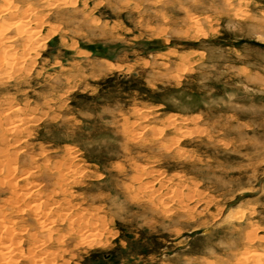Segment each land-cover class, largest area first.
<instances>
[{
  "label": "rangeland",
  "instance_id": "1",
  "mask_svg": "<svg viewBox=\"0 0 264 264\" xmlns=\"http://www.w3.org/2000/svg\"><path fill=\"white\" fill-rule=\"evenodd\" d=\"M0 264H264V0H0Z\"/></svg>",
  "mask_w": 264,
  "mask_h": 264
},
{
  "label": "bare ground",
  "instance_id": "2",
  "mask_svg": "<svg viewBox=\"0 0 264 264\" xmlns=\"http://www.w3.org/2000/svg\"><path fill=\"white\" fill-rule=\"evenodd\" d=\"M13 19V18H12ZM18 20V19H17ZM16 21V20H15ZM20 21V20H19ZM18 23V22H17ZM20 24V23H19ZM24 24V23H23ZM18 25V24H17ZM19 28V27H18ZM32 32V31H31ZM30 33V32H29ZM31 40V39H30ZM27 42V41H26ZM24 55V54H23ZM7 57V56H6ZM16 66V65H15ZM10 121V120H9ZM11 124V123H10ZM13 130H16V128H14ZM8 169V168H7ZM29 192H30V190H29ZM13 195H15V194H13ZM21 196H22V194H20ZM35 200V199H34ZM13 203V202H12ZM33 204V203H32ZM34 207V206H33ZM31 208H32V206H31Z\"/></svg>",
  "mask_w": 264,
  "mask_h": 264
}]
</instances>
